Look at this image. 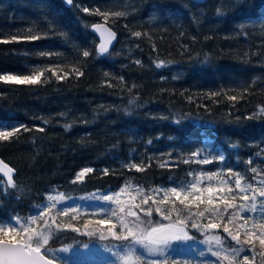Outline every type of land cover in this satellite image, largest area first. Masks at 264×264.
I'll return each mask as SVG.
<instances>
[{
  "label": "trees",
  "instance_id": "16d2710c",
  "mask_svg": "<svg viewBox=\"0 0 264 264\" xmlns=\"http://www.w3.org/2000/svg\"><path fill=\"white\" fill-rule=\"evenodd\" d=\"M97 8L126 15L105 19L95 14ZM100 21L118 33L116 46L102 56L95 54L98 38L91 30ZM136 31L142 35L133 36ZM13 35L18 41L0 42V74L43 75L37 84L0 81V127L28 129L0 141V158L16 169L18 185L12 189L0 173V223L33 215L55 189L83 196L133 186L159 199L149 190L190 183L202 171L220 175L203 180L201 188L210 182L228 187L220 181L229 179V167L241 173L249 168L245 179L252 183L249 159L258 169L257 180L264 175V0H72L70 5L66 0H0V41H11ZM28 35L41 38L29 40ZM83 50L93 55L83 58ZM160 61L183 68V76L157 67ZM74 69L83 75L76 76ZM65 73V79H57ZM217 154L225 156L223 163H198ZM130 162L144 171L125 167ZM85 167L94 171L73 183ZM159 206L170 213V221L184 219L190 209L205 213L198 222H209L206 204ZM151 219L169 221L155 211ZM60 222L62 230L48 246L92 240L66 230L82 229L85 221L69 215ZM218 222L244 239L239 216L228 223L224 213ZM187 223L192 238L206 240L205 232ZM211 233L225 239L226 246H236L223 227ZM243 255L252 264H264L258 241L254 250L246 247L241 260Z\"/></svg>",
  "mask_w": 264,
  "mask_h": 264
},
{
  "label": "snow or ice",
  "instance_id": "6c2138e0",
  "mask_svg": "<svg viewBox=\"0 0 264 264\" xmlns=\"http://www.w3.org/2000/svg\"><path fill=\"white\" fill-rule=\"evenodd\" d=\"M68 4L72 3V0H67ZM85 13H90V10L87 7L83 8ZM95 14L102 15L105 19L108 18L109 15H113L116 17H123L126 15L125 12H114L107 13L101 12L99 8L94 10ZM92 27L100 32L101 35V43L96 49L95 54L98 56H102L109 53L108 45L112 43V40L115 38L116 33L112 32L110 28L103 27L101 24H94ZM135 37H140L142 35L141 32L136 31L132 33ZM29 40H37L41 37L36 35H28L25 37ZM12 41H18V35H13L11 37V41L3 40L0 42L9 43ZM41 56H52L55 53L51 52H41ZM93 55V53L89 50L82 51L83 58H89ZM137 63H140L137 61ZM163 61L157 64V67L163 66ZM74 73L76 76L83 75V72L79 69H74ZM43 75V72H34L31 75H15V74H0V81L6 83H16V84H37L40 82V76ZM53 76H56V72H52ZM68 73H65L62 76H57V79L63 80L67 77ZM107 75V74H106ZM122 79V78H121ZM212 95H216L213 93ZM229 100L236 101L237 96H229ZM261 111H264L262 109ZM47 124V121H44ZM65 127H68L67 125ZM21 129L28 131L25 125H20L19 127H12L11 130H6L0 128V141H8L14 138ZM38 131L43 132V128H39ZM150 143V142H149ZM200 154V150L193 152L191 155L193 157H197ZM225 156L223 154H217L213 157V160H209L207 157L198 161L199 164H209L213 161H218L223 163L225 161ZM188 163V161H185ZM264 163V161H262ZM253 164L252 159L247 161V165L250 167L251 175L250 179L252 183H249L245 177L248 175L249 168H246L244 173L241 172H233V170L229 167L228 180H221L220 182L225 185H229L228 187L216 188L213 187L211 182L201 188L198 187L201 178L207 177L209 181L220 174L213 172H200L198 174L193 175V173H189V175H193V180L190 183L178 185L171 188H157L150 189L149 191L152 193L159 194L163 192L162 199H153L152 195H144L142 204L145 207H141L138 204L133 203L135 197H132L127 202H122L119 197L121 193L126 191V188H121L119 192H114L111 196L104 195L99 197L104 201H114L118 206V211L112 210L111 215L116 216L118 222L121 224V227L124 229L123 232L117 233L113 229L115 225L111 223L110 220H97L94 223L96 225L108 224L109 227L107 229L108 233L115 237L117 240L123 241L125 244L129 245V253H126L123 257H121V264H128V256L132 254L133 248L135 244H141L144 246L150 253L154 252H163V249L160 248V245H169L171 240H179V239H188L187 233L184 232V228L188 226V221L190 220V227L197 229V231H203L206 234L207 240L206 242L214 241L216 250L213 251L212 248H209V252L215 257L217 260L215 264H237V257H240L242 253L245 252L246 247H250L251 249H255L256 241L259 242L261 247H264V222L257 223L253 217L244 215L241 216V213H256L261 221H264V175L260 176V179L257 180V175H259L257 167H251ZM163 167V165H161ZM125 167L129 169H135L136 171H144V167L141 164L136 163H128ZM94 169L91 167H85L81 169L80 172L76 174L75 179L72 181L73 183L82 182L84 176L87 173L93 172ZM104 174H108V169H104ZM0 172H3L8 176L7 183L11 185L12 189H17L18 185L13 180V173L16 172V169L10 167L3 160H0ZM242 181H244V186H242ZM235 185L236 191H233L231 185ZM259 185L257 187L256 185ZM136 192L143 194V188H137ZM226 193L227 195H221L217 204L216 193ZM207 193V197H204V194ZM4 194L3 190L0 189V195ZM231 196V198H229ZM240 198V203L237 204V197ZM92 199H96L97 197L93 195ZM170 198H174V200H170ZM65 199H69L63 193H58L57 196H53L49 194L46 197L47 203L43 205L42 210L40 205H37L38 214L32 215L27 218H24V221L21 222V218L15 217L12 218L15 223H0V264H55L54 259L48 258V253H52L53 256L56 252L59 251H67L68 249H51L47 247L49 244V239L61 231V225L55 223V217L51 216L50 210L55 208L57 204L63 203ZM152 201V204L158 205L153 208L149 201ZM175 201H179L180 205H184L188 207V205H196L199 207L202 204H206L209 207L205 209L206 212L209 213V222L208 223H200L198 222V218L204 217V212L197 211L196 213H192L189 209V214L184 219H180L179 216L175 223L170 221V213L169 215H165V212L162 211L159 205H164L168 202L175 203ZM127 204V210L125 209L123 204ZM133 208L138 209V211H133ZM232 210L229 212V210ZM175 210V209H174ZM155 211L164 217V220H169L168 224H164L160 221L154 222L151 217L152 213ZM143 213V217L138 214ZM224 213H228V223H232V221L239 216L244 224L241 227L244 229V239H241L239 231L235 234L230 228L224 224L222 225L218 221L223 219ZM47 216V218H46ZM130 218V219H129ZM42 221L45 227L37 228L32 227V225L36 221ZM51 220V223H49ZM249 220H252L251 229L245 227L248 224ZM91 223V222H90ZM54 225V226H53ZM223 227V232L227 234V237L231 238V241H235V247H225V239H222L219 235H209L212 231ZM75 231H79V229H74ZM91 234V233H90ZM119 256L120 254L117 253ZM203 255V253H201ZM137 264H140L142 258L137 257ZM153 264H157L156 261H153ZM240 264H252L249 261L248 255H243V260Z\"/></svg>",
  "mask_w": 264,
  "mask_h": 264
},
{
  "label": "rangeland",
  "instance_id": "374dc122",
  "mask_svg": "<svg viewBox=\"0 0 264 264\" xmlns=\"http://www.w3.org/2000/svg\"><path fill=\"white\" fill-rule=\"evenodd\" d=\"M163 62H164L163 66L161 67L164 70H169L171 74H173L176 77L183 76L184 74L183 68L165 61ZM6 130H10V129H6ZM205 157L207 156L200 157V159H204ZM208 159L213 160V157ZM203 180H208V178L207 177L201 178L198 187H201ZM178 185L179 184H172L169 186H161L159 188H171ZM242 186H244V181L242 182ZM256 186L259 187L258 184ZM123 188H126V191L124 193H121L119 197V199L122 202H127L132 197L138 199L137 202L134 199L133 203L139 205V203L142 202L143 196L145 195L144 192L143 194L136 192L137 187H133V186H124ZM119 191L120 189L106 193L96 192L93 194H87L83 196H67L64 194L69 199H65L63 203L57 204L55 208H52L50 210L51 216L55 217V223L61 225L60 220L62 216L66 217L71 215L76 219L85 222H82L83 225L82 229L73 227V228H68L66 230H71L73 232V235L77 237H79L81 234L86 236H93V238L90 241L87 239H82V240L79 239L77 242L75 241L74 243L71 242L61 246L47 245V247L51 249H61L65 247L68 249L67 251L56 252L54 256L52 253H48L47 254L48 257L59 260L61 261L62 264H95V263L121 264V257H123L126 253H129V245L125 244L123 241L117 240L115 237L109 234L107 231L109 227L108 224L96 225L94 223L95 221L101 219L110 220L111 223L115 225V228L113 229L114 231H116L118 234L124 231V229L121 227V224L118 222L117 217L111 215L112 210L118 211L117 204L114 201L108 202L99 198L104 195L111 196L114 192H119ZM58 193H62V192L58 189H55L49 194L53 196H57ZM93 195H95L97 198L92 199L91 197ZM216 195H217L216 202L218 204V200L221 194H216ZM222 195H226V194H222ZM204 197L205 198L207 197V193L204 194ZM162 198H163V192L159 193V199ZM46 203L40 205L41 206L40 210H42L43 205H45ZM122 206H124L125 209L127 210L126 203L123 204ZM38 211L39 210L36 207V212L33 215H37ZM133 211H138V209L133 208ZM138 214L140 215L139 212ZM83 215H88V219L90 221L86 220ZM240 215L241 216L247 215L253 217L257 223L264 222L260 220V218L257 216L256 213L249 212L247 214L241 213ZM23 221L24 219L21 218V222ZM169 222L170 221H166L164 224H168ZM171 222L175 223L174 221ZM242 222L244 224V221ZM12 223H15V221H13ZM49 223H51V220H49ZM251 225H252V220H249L248 224L245 225V227L251 229ZM45 226L46 225H43L42 221L40 220L36 221L32 225V227H37V228H41ZM74 229H79V231H75ZM184 232L187 233L188 239L182 238L179 240H171L169 245H160L159 247L163 249V252L150 253L141 244H135L132 254L128 256V264H137V259H136L137 257L142 258L140 264H153V261H156L157 264H167L166 263L167 258L178 254L184 257V259H186L189 262L193 261V259H196V260H200L203 264H215L217 257L213 256L211 252H209L210 247L212 248L213 251L216 250L215 242L214 241L206 242L207 237L206 240L192 238L187 227L184 228ZM209 235H218V234L210 233ZM191 245L194 246V249H192ZM225 247L228 246L225 245ZM117 253H119L120 255L118 256ZM201 253H203V255H201ZM236 260H237V264H240V262L243 259L241 260L240 257H237ZM225 264H227V262H225Z\"/></svg>",
  "mask_w": 264,
  "mask_h": 264
},
{
  "label": "water",
  "instance_id": "95a60500",
  "mask_svg": "<svg viewBox=\"0 0 264 264\" xmlns=\"http://www.w3.org/2000/svg\"><path fill=\"white\" fill-rule=\"evenodd\" d=\"M67 1V0H66ZM194 1H196V2H198V3H203V2H205L206 0H194ZM94 24H101L103 27H106V28H110L111 29V31L112 32H114V33H116V36H115V38L112 40V43L111 44H109L108 45V47H109V52L116 46V44H117V41H118V33H117V31L113 28V27H111L110 25H109V23L108 22H105V21H100V22H96V23H94ZM94 24H92V25H94ZM91 30H92V32L95 34V36L98 38V46H99V44L101 43V35H100V32L99 31H97V30H95L92 26H91ZM98 46H97V48H98ZM0 160H3L2 158H0ZM4 161V160H3ZM5 163H7L6 161H4ZM8 164V163H7ZM9 165V164H8ZM10 166V165H9ZM11 167V166H10ZM0 173H2V174H4L3 172H0ZM5 175V174H4ZM6 177H8L7 175H5ZM49 258V257H48ZM49 259H51V258H49ZM55 264H59L57 261H55Z\"/></svg>",
  "mask_w": 264,
  "mask_h": 264
},
{
  "label": "built area",
  "instance_id": "2783aa9c",
  "mask_svg": "<svg viewBox=\"0 0 264 264\" xmlns=\"http://www.w3.org/2000/svg\"><path fill=\"white\" fill-rule=\"evenodd\" d=\"M173 264H188V263H185L184 261H182L179 257H174L173 258ZM191 264H199L198 262H194V263H191Z\"/></svg>",
  "mask_w": 264,
  "mask_h": 264
},
{
  "label": "bare ground",
  "instance_id": "6f19581e",
  "mask_svg": "<svg viewBox=\"0 0 264 264\" xmlns=\"http://www.w3.org/2000/svg\"><path fill=\"white\" fill-rule=\"evenodd\" d=\"M70 5V4H69Z\"/></svg>",
  "mask_w": 264,
  "mask_h": 264
}]
</instances>
